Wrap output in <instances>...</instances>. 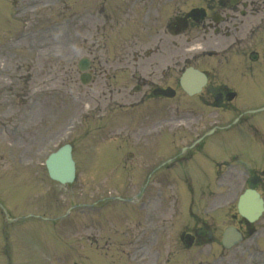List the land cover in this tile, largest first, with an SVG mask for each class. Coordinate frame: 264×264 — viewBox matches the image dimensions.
Instances as JSON below:
<instances>
[{
    "label": "rangeland",
    "instance_id": "1",
    "mask_svg": "<svg viewBox=\"0 0 264 264\" xmlns=\"http://www.w3.org/2000/svg\"><path fill=\"white\" fill-rule=\"evenodd\" d=\"M12 1L0 0V205L10 196L6 189L11 181L12 187L16 186L11 192L13 202L8 203L10 213L16 217L25 215L27 219L13 235L14 239L17 237L11 251L12 256L15 254L14 264H264V260L250 256L256 250L255 240L230 251L221 248V232L234 212L229 201L224 206L225 197L196 198L189 212L182 203L175 212L172 202H167L171 200L169 187H163L164 200L158 199L160 204L152 200L146 207L143 204L150 195L136 196L143 182L137 181L131 172L128 174L132 170L124 154L136 152L131 164L140 163L143 155L139 147L143 145L137 141L143 138L138 131L150 127L141 125L149 122L151 113L144 118L114 113L110 94L125 102L115 92L121 90L126 94L132 86L125 74L115 83L98 81L81 87L76 69L78 61L87 57L76 16L86 18L87 8L93 9L100 0H66L68 6L64 9L63 0H57L61 11L54 6L46 12L42 9L51 0H35L40 5L17 18L13 16L15 3L7 8ZM69 7L68 27L58 26L52 33L48 29L44 33L45 26L50 29L63 21L67 15L62 16V12ZM90 22H86L88 40L96 34L101 44L109 46L111 34L116 40L111 45L121 42V38L131 39L115 37L108 27L96 32ZM18 37L22 38L20 42L16 41ZM112 53L116 52L107 49L100 55L105 60ZM131 140L135 143L130 144ZM67 142L73 145L77 173L74 183L62 186L48 179L43 162L49 153ZM146 149L153 160L160 157L156 149ZM116 152L122 153H117L114 161ZM20 179L25 181L24 185H17ZM109 194L131 197L127 203L134 209L110 201L107 206L99 204L97 217L94 218L93 211L86 213L90 207L85 211L83 204H92ZM53 200L60 202V206ZM83 214L91 220L87 232L81 230L82 225L76 228L87 222H79ZM192 217L198 223L206 221L210 225L215 243L199 240L187 248L180 241L181 234L192 231ZM3 220L0 211V232L3 228L7 232L11 227ZM5 222L9 223L6 219ZM91 237L99 240L100 245L87 247L102 255L94 259L92 254L87 260L82 245L85 247V238ZM155 240L158 248H152ZM129 242L135 245L130 246ZM3 263L0 252V264Z\"/></svg>",
    "mask_w": 264,
    "mask_h": 264
},
{
    "label": "flooded vegetation",
    "instance_id": "2",
    "mask_svg": "<svg viewBox=\"0 0 264 264\" xmlns=\"http://www.w3.org/2000/svg\"><path fill=\"white\" fill-rule=\"evenodd\" d=\"M114 1L99 6L103 13L110 9L105 17L111 32L131 37L116 44L129 54L110 66L114 79L120 70L135 79L129 107L152 103L167 114L166 122L188 120L186 130L172 132L178 140L164 154L173 156L147 166L146 178L188 177L201 195L209 191L203 182L224 181L226 197L250 189L264 201V0ZM186 68L206 76L192 96L180 86ZM167 89L172 98L156 95ZM170 159L174 165H167ZM237 181L241 187L230 183ZM253 225L261 240L264 211ZM237 226L252 227L241 217ZM256 252L252 256L260 260Z\"/></svg>",
    "mask_w": 264,
    "mask_h": 264
},
{
    "label": "water",
    "instance_id": "3",
    "mask_svg": "<svg viewBox=\"0 0 264 264\" xmlns=\"http://www.w3.org/2000/svg\"><path fill=\"white\" fill-rule=\"evenodd\" d=\"M86 66L87 64L82 63L80 69L83 70L86 68ZM70 152L71 147L64 146L60 148L56 153L51 154L48 157L46 161V167L48 170V174L52 179L57 180L61 183L71 182L73 180L74 167ZM249 199L250 197L248 195H244L238 205L239 212L244 216L250 215L256 208L258 211L260 210V203H258L257 207L255 208V204L251 205L248 202ZM238 240V233H236L233 229H227L224 233L222 245L225 248H230L232 245L236 244Z\"/></svg>",
    "mask_w": 264,
    "mask_h": 264
}]
</instances>
